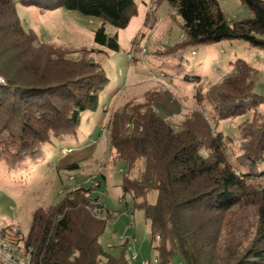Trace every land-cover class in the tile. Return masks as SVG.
<instances>
[{"label": "trees", "instance_id": "16d2710c", "mask_svg": "<svg viewBox=\"0 0 264 264\" xmlns=\"http://www.w3.org/2000/svg\"><path fill=\"white\" fill-rule=\"evenodd\" d=\"M45 1V9L79 11L116 28L127 26L136 7L134 0ZM167 1L182 18L184 37L164 54L175 57L174 66L180 69L185 66V51L191 49L195 55V48L224 39L244 40L264 49V0H242L252 16L232 23L217 0ZM15 2L10 41L20 43L11 56L17 67L3 70L6 61L0 58V144L6 143L10 154L2 159L11 169L28 168L52 137L74 135L81 115L97 109L99 94L109 83L98 63L66 59L60 48L41 43L32 31H25ZM94 42L118 49L116 36L107 35L103 24L95 30ZM231 68L229 76L206 95L213 121L232 116L245 105L256 109L264 104V95L251 90L257 71L242 59L234 60ZM259 120L242 125L240 153L233 156L227 148L231 136L214 131L198 110L179 128L149 102L125 104L111 115L109 145L129 170L139 165L138 176H124L122 187L132 193L133 208L143 210L152 241L157 239L156 264H174L175 255L181 264H264V119ZM93 190L94 186L75 187L47 210L33 212L24 237L33 264H130L126 241L118 256L99 243L111 216L104 215L100 196ZM153 190L156 200L149 203L146 195ZM249 207L255 213L251 236L245 245L228 243L227 216L234 209Z\"/></svg>", "mask_w": 264, "mask_h": 264}, {"label": "rangeland", "instance_id": "374dc122", "mask_svg": "<svg viewBox=\"0 0 264 264\" xmlns=\"http://www.w3.org/2000/svg\"><path fill=\"white\" fill-rule=\"evenodd\" d=\"M45 2L16 0L15 10L22 28L32 31L41 43L60 48L66 59L84 58L98 63L109 83L99 94L97 109L81 115L76 133L52 137L40 148L42 156L28 168H8L3 159L10 153L6 143L0 144V223L14 224L26 235L36 209L47 210L75 187L94 186L93 194L100 196L104 215L111 216L99 237L101 246L118 256L123 242L133 239L138 253L137 262L133 264H140L143 259L153 260L157 256L153 248L157 239L152 241L143 210L133 208L132 193L124 192L122 187L124 176L130 179L138 176L139 165L129 170L127 162L118 158L111 148L108 120L125 104L149 102L163 118L179 128L198 110L211 122L214 131L231 136L227 138L232 140L227 148L236 156L240 153V128L264 119V104L256 109L245 105L240 112L213 121L215 117L206 95L229 76L236 59L248 62L257 71L253 74L251 90L264 95V49L244 40L224 39L195 48V55L191 49L185 51L182 54L185 66L180 69L174 66L175 57L164 54L184 37L182 18L167 0H134L135 13L124 28L64 7L45 9ZM217 2L230 23L252 16L242 0ZM11 5L12 0L0 3V58L6 61L3 68L6 71L17 67L11 56L15 46L20 45L10 41L14 34ZM102 24L107 35L116 36L117 50L94 42V32ZM185 74L193 76V80L184 79ZM66 148L71 151L62 156ZM72 163H77L78 167L71 168ZM146 198L154 203L156 192L149 191ZM254 223L253 208L234 209L226 219L225 239L232 245H245ZM125 256L128 260L127 251ZM173 263L181 264L178 255L174 256Z\"/></svg>", "mask_w": 264, "mask_h": 264}, {"label": "built area", "instance_id": "2783aa9c", "mask_svg": "<svg viewBox=\"0 0 264 264\" xmlns=\"http://www.w3.org/2000/svg\"><path fill=\"white\" fill-rule=\"evenodd\" d=\"M62 151V156H64L71 150L66 148ZM24 237L25 235L14 224L2 225L0 223V264H33L30 248L25 246ZM125 241L128 261L133 264L137 262L138 258L134 240L127 238ZM156 262L157 258L153 260L143 259L140 264H156Z\"/></svg>", "mask_w": 264, "mask_h": 264}]
</instances>
